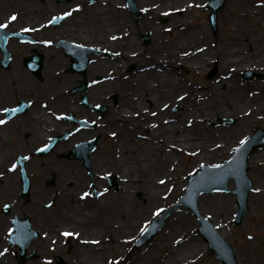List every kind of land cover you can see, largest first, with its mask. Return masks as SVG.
<instances>
[{
    "label": "bare ground",
    "instance_id": "6f19581e",
    "mask_svg": "<svg viewBox=\"0 0 264 264\" xmlns=\"http://www.w3.org/2000/svg\"><path fill=\"white\" fill-rule=\"evenodd\" d=\"M15 1L19 3V21H23L27 18H38L40 13H44V7L49 2V0H44L42 3H37L36 0H0V13L4 7V3L7 4ZM104 1L106 2L104 5L105 7L101 5ZM231 1L235 2V6H242V9L232 8V13L228 12L231 17L228 18L229 32L227 37L222 39V43L217 45V47L213 45L212 49H210L207 43L208 38L204 36V30L207 29V22L193 23L190 19V13L193 7L200 8L204 5L206 0H165V3H179L177 5L179 6L178 11L180 14L178 21H181L184 27V30L182 29L180 33V44L181 47H183L181 49V64H186L193 71L196 72L198 70L199 73H202V69L205 70L207 67L206 65L209 63V58H211V56L216 57V54H219L221 61H217L220 62L219 68L222 72L211 84L207 83L203 88H196L193 90L198 97L205 93H210V96L207 97L208 99L195 101L191 98V95L195 94L192 90L189 95L190 97L185 96L182 99V103H180L182 112L180 113L179 135L175 134L177 123L160 125L158 128L150 129L151 135L146 139L136 138L133 134L131 135L132 137L121 134V156L118 161L115 162L114 159H111L109 156L107 158L102 150H99V152L93 156L91 165L101 166L106 164V162H111L117 165L118 168H121L120 178L124 180L117 189V193L114 194V202L111 194L107 196L108 198L106 200L100 202V204L104 203L100 205L101 208L99 207L98 214L100 221L98 222L100 223L91 226L90 220L92 217L90 215L92 210L90 208H83V213H80L78 217V221L81 223L83 229L97 231L98 226H101L103 228L102 230H106L109 229L108 226L111 225V229H109L111 233H138L137 231L140 227L141 220L144 222L148 221L154 216L157 210H159L160 205H158L157 202L160 200L162 201V199L171 200L175 194L181 192L180 190L184 186L183 183H180L178 186L172 185L174 175L171 173L170 166H173L176 160V154L174 151L166 148L169 142H175V140L178 139L182 144L181 152L189 155L191 157V163L196 165L201 162L209 163L218 160L220 152L227 154L242 137V133L233 137L234 133H236L234 127L217 129L213 132L208 128H200L196 125L193 127H190V125L187 126L186 122L183 124V119L186 114V117L198 115L202 118H211L218 115H236L239 118L237 125H240V130H245L246 133L249 132L250 128L248 127L253 121L259 120L264 122V118L262 117V113L264 112V97H259V95L253 96L257 92H264V83H262L261 80H254L250 82L249 86L245 85V87L241 82L239 74L246 70H256L264 75V0ZM143 2L142 0V2L139 3L141 4ZM115 3L116 0H101V2L98 1V4L94 6L86 7L79 15H74L72 18L67 19L63 26V32L67 33L65 36L66 39L70 40L72 36H74L73 34H82L86 36L81 37L83 40L92 37L94 39L101 37V40L105 41L106 44H110L107 39L105 40V32L115 29L117 26L120 27V29L127 26L130 33L128 34L129 37L123 42L124 47L121 54H124V58L127 59L128 49L132 48L133 51H139L140 46L137 44L139 39H136V31L138 33L140 32V25L136 23L130 24V21L128 23L127 14L124 13V10L115 6ZM113 10L115 12L112 17L110 11ZM157 11L160 10H156L155 12ZM241 18L245 20V24L240 22ZM193 41L196 42L195 47H190L193 45ZM187 43L188 45H186ZM112 45H118V42H114ZM188 46L189 49H185V47ZM150 49L155 52V55L150 56V61H159V58L156 57V54L160 51L159 45L152 44ZM146 63L147 62L143 64V67ZM112 64H114V62L99 60L91 64L88 69L92 68L96 70L100 68L102 70L107 68L106 66ZM136 77L139 78V80L134 85L131 92H122L125 105L133 106L134 108H138L145 104V100L149 101L148 103H151L150 101H155L157 103L164 99L170 101L173 97L172 93L179 89V87L182 88V92L186 91V89L190 90V88L185 87V82L182 77L180 80L171 72H166V70L163 71V73H157L151 68L148 70L144 69L143 72L138 73ZM52 79L59 80V83L62 82L59 78L52 77ZM118 83V81L116 83L104 81L99 84L98 87L91 88V91L95 93L98 90L102 91L106 88L115 87L116 85L119 86ZM221 85L225 86L223 90L220 89ZM245 93L252 94L253 100L259 105L250 106L249 103L251 99H249ZM133 95H137L136 100L133 99ZM183 96L184 94H182V97ZM160 115L161 113H159V116ZM42 118L41 115L40 119L42 120ZM25 125L28 124L26 123ZM237 125L236 123L234 124V126ZM177 127L179 128V126ZM31 128H35L33 129L35 134L32 137L36 138L39 128L35 123L32 124ZM21 131L24 132L23 125L21 126ZM158 133L163 134L165 138H157L156 135H159ZM1 137L0 135V150H2L0 157H4L8 154V151ZM53 161V165H55L60 172L59 184L63 187L62 193L67 191L62 197L65 200L68 190L63 183L67 182L69 186H71L70 184L72 183L73 186L74 183L81 185L85 183L87 178L83 175L82 170L75 168L74 170L76 172H74L70 167L72 164L64 165L63 162L55 159ZM249 165L253 172L252 175L249 174V176L254 184V193L249 196L248 202L249 205L253 206L251 211V216H253L254 209L259 212H264V146L252 153L249 159ZM166 166H169L168 170ZM191 168H193V166ZM159 172L164 173L162 176H156ZM161 181H164V184H159ZM7 185L9 186L10 182H8ZM137 189L141 191L144 197L141 201L133 197L132 193ZM108 203L110 206L105 207L100 213L102 207L106 206ZM199 206L200 212H202V209L206 210L214 207L215 215L219 219V223L216 225L217 230L220 235L224 236L223 231L225 230L220 229V226H226L225 229L227 228L226 216L231 212L232 204L228 202L227 199L217 198L213 200L212 198L209 199V197L202 196L199 199ZM111 215L114 216V219L111 218ZM60 216L61 219L68 216L77 217L75 215H68V212L65 210L60 212ZM135 216L137 219L133 222L132 218ZM94 220H97V218H94ZM137 222L140 223L138 227H135ZM170 223L167 230L170 237L172 236L170 233H181V235L174 238H166L163 244L165 243L164 248H167L169 245H171L170 248H173L172 246L176 245L174 250L176 253L174 254V252H172V254H169L172 257L176 256L179 262L167 263L166 261L170 259H164L162 264H185L186 261H197V255H202V252L206 249V244L191 241L184 237L186 235L185 233H194V220L188 214L178 213L174 214ZM258 230L259 233L256 235V238L259 240L254 243L250 242L249 239L243 240L241 245L242 251L235 254L236 258L241 260L242 263L264 264V220L258 222ZM182 237H184V239L178 242ZM81 241L85 242L86 238L81 237ZM259 243H262L261 247H259ZM109 245H111V247ZM109 245L102 243L99 246V254L94 251L95 247L93 245H79L77 253H79V259H81L80 264H93L97 262L95 258L100 260L105 248L113 250L114 247H121V244L118 243V238L114 236L112 243ZM254 245L257 246V251L254 250ZM176 254H178V256ZM189 254H193L196 257L187 260L181 257L182 255L189 256ZM153 255H155L154 252L149 250L145 255L137 258L133 264L150 262L153 259ZM0 259L3 260V257ZM0 264L15 263L9 261L8 263L1 262ZM211 264L218 263L212 261Z\"/></svg>",
    "mask_w": 264,
    "mask_h": 264
},
{
    "label": "flooded vegetation",
    "instance_id": "af4514ba",
    "mask_svg": "<svg viewBox=\"0 0 264 264\" xmlns=\"http://www.w3.org/2000/svg\"><path fill=\"white\" fill-rule=\"evenodd\" d=\"M71 1L73 0L64 1L62 5L56 7V11L64 10L66 3ZM80 2L81 0L74 2L72 8H79ZM93 3L94 1L86 0L87 5L77 15L86 7L92 6ZM16 4L17 6L12 7L15 10L16 20L8 25L13 23L15 29H21L26 25L33 27L39 24L33 23L36 18L23 20H32L28 23L19 21V3L16 2ZM44 8L46 11L47 7ZM126 12L128 23L130 21L132 24V15L129 11ZM8 13L10 12L1 11L0 24H6L5 17ZM111 15L113 17L114 14L111 13ZM66 19L67 17L55 27L47 23L35 32L23 33L20 32L21 30H16L24 36L6 39L5 48L9 57L6 67L1 64L6 55L0 47V120L5 121L0 124V135L8 151L6 156L0 157L4 159L3 164L0 165V203L7 201L17 215L28 217L30 227L38 233L31 243V247H38L46 252L50 248L61 252L67 247L62 233H81L82 225L79 223L78 217L80 213H83V208L91 210L94 208V187L104 185V188L108 190L104 196L108 198L107 196L110 194L111 186H108L107 175L104 177H100V175L114 169V165L111 162H106L101 166H93L91 165L93 156L99 150H102L107 158L108 156L114 157L112 150L121 153V134L128 137L133 134L136 138L149 137L150 129L164 125L163 120L166 112L161 109L165 100L157 103L155 101L148 103L149 101L145 100V104L138 108L125 105L122 92L130 93L134 87L132 84L131 86L106 88L95 93L91 91V88H96L101 84V69H88L91 64L98 62L101 58L111 62L130 60L132 48L127 50V59L124 58V54H121L124 47L123 42L130 33L127 26L123 29L117 26L115 29L105 32V40L107 39L110 44H106L100 37L83 40L81 37L86 36L82 34H73L74 36L67 40L65 37L67 33L63 32ZM171 30L166 32L170 33ZM114 36L121 37L113 39ZM67 42L85 46L89 51L86 54L89 63L86 70L80 74L72 72L71 63L76 61V58L69 54ZM114 42H118V45H112ZM101 44L110 46V49L101 50L99 48ZM86 50L81 51L83 60ZM117 51H120L118 55L115 54ZM175 51L173 39V42L169 41L168 46L160 50L156 57L172 56L175 59ZM39 59L41 67L40 70H36ZM170 69H176L175 65H170ZM132 70L131 66L129 71ZM42 73L45 80L40 82ZM138 73H141L140 70H136L135 74H131L129 77L132 79ZM52 77L59 78L62 82L59 83V80H53ZM84 82L87 85H84ZM113 94L117 95V101L111 100ZM133 99L136 100L137 95H133ZM101 106L106 107L103 114ZM3 109L10 111L4 112ZM171 111L176 114L179 110L171 108ZM152 112H156V114L151 115ZM167 112H170V108H167ZM159 113H161L160 116ZM41 115L42 120L40 119ZM175 121L178 123V115ZM26 123L28 125H25ZM33 123L39 128L36 138L32 137L35 134L33 131L35 128H31ZM22 125L24 132L21 131ZM158 134L157 138H164L163 134ZM175 134L179 135L178 128ZM53 138L56 139L54 144L51 143ZM93 138H96L95 147L89 155L88 166H84L78 160H68V158L77 157L83 152V150L70 152L72 148ZM178 147L179 140L177 139ZM1 152L2 150H0ZM52 157L55 158L52 159ZM54 159L63 162L64 165L72 164L71 169L82 170L83 175L87 178L81 185L74 183L73 186L72 183L69 186L67 182H64L63 185L68 190L65 200L62 197L67 191L62 193L63 187L59 184L60 172L53 165ZM11 163L12 167L10 168ZM13 165H15L14 168ZM102 167L106 168L102 169ZM74 172L76 171L74 170ZM8 182L11 187L7 185ZM84 193H88V195L85 196ZM7 195H10V198H5ZM52 201L53 204L47 206ZM58 203H60L59 212L65 210L68 215L77 217L68 216L61 219L58 214L57 218H54L53 206ZM22 206H26L27 210L23 211ZM97 234L98 236L95 234L94 239L100 238L103 233ZM110 234L113 238L117 233ZM42 235L43 237H41ZM105 239V245L112 243L111 240L109 242V236H105ZM109 246L111 247V245ZM121 248H125V246H121Z\"/></svg>",
    "mask_w": 264,
    "mask_h": 264
},
{
    "label": "rangeland",
    "instance_id": "374dc122",
    "mask_svg": "<svg viewBox=\"0 0 264 264\" xmlns=\"http://www.w3.org/2000/svg\"><path fill=\"white\" fill-rule=\"evenodd\" d=\"M76 1H78V0H73L70 3L66 4V6L71 5V3H74ZM143 1H144V3H146L145 5H150V3L155 2L154 0H143ZM156 1H162V0H156ZM241 1H243V0H241ZM37 2H38V0H37ZM11 4H13L14 6H17V4L15 2L11 3ZM235 5L236 4H235L234 1L225 0L222 9H220L218 11L217 31H216L215 35L212 33V31H211V29H210V27L208 25V20H207L208 12H207L206 8H204V7H200V8L193 7L192 12L190 13V19L192 20V22L193 23L203 22V21L207 22V27H206L207 29L204 30V36H206L208 38L207 39V43H208V47L210 49H212L213 45L215 47H217V45L222 43V39L227 37V34L229 32V29H228V25H229L228 18L231 17L228 12L232 13V8H236V9L238 8L240 10L242 9V6H235ZM150 6H152V5H150ZM165 6H167V5H161L159 9H163ZM151 9L153 10L154 7H151ZM194 9H196V10H194ZM43 17H42V15L39 16L38 18L33 20V23H35V24L40 23L42 21ZM169 17H171V16H169ZM240 20H241L240 22L242 24H245V20L243 18H241ZM28 21H32V20L22 21V23H28ZM172 22L178 23L177 25L180 27V28H178V33L180 34L182 28H184L183 24L181 23V21H177V19H175V18L172 19ZM150 30H152V29H150ZM165 36L166 37L163 36V41L170 40L171 42H173V37L174 36H173L172 33H170L169 35L165 34ZM195 44H196V42L193 41V45H191L190 47H195ZM186 45H188V43ZM178 48L181 51V49L183 47H181V44H180V47H178ZM179 49H178V51H179ZM185 49H189V46L185 47ZM211 55H212V53H211ZM217 60L221 61V57H220L219 54H216V57L211 56V58H209V63L206 65L207 66L206 69L205 70L202 69L203 70L202 73H199L198 70L196 72L194 71V72L189 73V68L188 67L181 66V68H180V80H181V77H182L183 81L185 82V87L186 88H190V91L189 92L187 91L188 94L191 92V90L193 91L196 88H200L201 89V88L204 87V85H207V83L211 84L214 80L217 79L216 77L219 76L221 74V72H222V70L219 68V63L220 62H218ZM119 63H121V61L118 62V64ZM214 64L216 65L217 71H216V73L213 76L208 77V74L210 73L211 69L214 67ZM183 69H185V71H183ZM105 70H106V68L102 69V71H101L103 76H104V74H106L107 71H109L110 73L113 71L112 68H108L107 71H105ZM242 72H240L239 74H240L241 82H242V84L244 86L245 85L249 86L250 82H252L254 80H261L262 83H264V75L261 72H258L256 70H252L251 72L255 73V75L252 76L249 79H243L242 76H241ZM114 73L115 72H112V75ZM116 75H117V77L113 78L111 80L112 82H116L117 80L121 79L122 82H127L126 86H131V78L129 77L130 74L124 72L122 70V67L117 70V74ZM40 77H42V78H40L39 81L43 82L45 80L44 74L42 73ZM122 82L119 81L118 85L120 83H122ZM224 88H225L224 85L220 86L221 90H223ZM181 91H182V88H181ZM195 94H196V92H195ZM175 95H176V92L174 93V96ZM245 95L249 99H251V102L249 103L250 106L253 107V106L259 105L255 100H253L254 98L252 97V94L245 93ZM256 95H259V97H264V92H261V93L257 92L253 96H256ZM195 96H196V100L197 101H200L201 99L206 100V99H208L207 97L210 96V93H205V94H203L200 97H198L197 94ZM231 117L234 118V120H235L233 124H229V123L221 124V123L225 122L227 119H229ZM262 117L264 118V112L262 113ZM197 118L198 119L196 121V126H199L200 128H208L210 131H213V132L216 131L217 129H226V128H233L234 127V130H235L236 133H234L233 137L237 136V134L239 135L240 133H242V137L243 138L241 140H243L245 137L250 135L256 127L264 125V122H262V121H259V120L253 121L251 123V125L248 127V128H250L249 132L246 133L245 130H240V127H239L240 125H237V121L239 120V118L236 115L235 116H233V115L213 116L211 118H202V117L198 116ZM235 123H236L237 126H234ZM215 136H216V134H215ZM214 140H217V139H214ZM241 140H238L236 142V144L229 150V153L225 154L224 152H220V154L218 155V160L213 161V162L211 161V162H209V164H218V163L222 162L223 160L227 159L229 157V155L231 154V152L233 151V149L240 143ZM255 150H258V148H256ZM175 152L177 153V151H175ZM112 153H113V156L114 155L117 156V150L115 152L112 150ZM179 154H180V165H176L177 164V161H176V164H175L176 166L174 165L176 172H174V173L171 172L174 175V178L172 179V185H174V186L177 185L178 186L180 183H183V185H184L183 187L185 189L186 184H187L188 175L191 174V173H195L199 169V166L201 164H203V163H198V164L195 165V164L191 163V161H190L191 157L189 155H187L184 152H181V153L179 152ZM53 158H55V157H52V159ZM177 158H178V156H177ZM62 160H64V159L62 158ZM248 164H249V161H248ZM174 166H173V170H174ZM192 166H193V168H191ZM194 167H195V169H194ZM103 168H106V167H102V169ZM51 169H52V167H51ZM53 171H56V170L53 169ZM252 173L253 172H252L251 167L249 165L248 166V176H249V174L252 175ZM162 174L163 173L158 174L156 176H162ZM252 186H253V188H252V191L248 195V199H249V196L253 195V193H254L253 181H252ZM228 187L230 189L233 188L232 181L228 182ZM111 189L113 191H115V187H113ZM184 189H181L180 190L181 192L175 194L171 198V200L162 199V201L160 200L159 202H157V204L160 205V208H159V210H157L156 213H160L162 210H164L168 206L172 205L183 194ZM137 192L141 193V191L139 189H137V190H135L132 193L133 197L136 200H139V201L144 199L143 195L142 194L138 195ZM112 194H114V193H112ZM202 196H206L207 198L209 197V199L212 198L213 200H215L217 198L227 199L228 202H230L232 204V210L226 216L227 217V222H226L227 223V228L225 229L226 226L225 227L220 226V229L225 230V231H223L224 232V236H222V237L233 248L234 255L237 254V252H241L242 251L241 245H242L243 240L249 239L250 242H252V243H254L255 241L259 240V239L256 238L257 237L256 235L259 233L258 222L261 221V220H264V212L263 211L259 212L258 210L254 209L253 216H251V211L253 209V206L249 205V202H248V211L245 214V216L242 218L241 223L239 225H234L233 224V216H234V213H235V210H236V204H235L234 196L231 193H211V194H207L206 193V194L200 195L199 199ZM5 198H10V195L5 196ZM199 199H198V205H197L198 209L200 208ZM112 200L114 202V198H112ZM100 205H102V204H100ZM100 205L96 203L95 207L92 209L94 212L92 211V213L90 215L92 217L90 222L92 224H94V225H97L98 223H100V222H98V221H100V217H99V214H98ZM59 206H60V203H58V204L53 206L52 213H53V217L54 218H57L58 214H60ZM109 206H110L109 203L106 206H103L102 209L100 210V213L105 209V207H109ZM22 207H23L22 208L23 211L27 210L26 206H22ZM178 213L188 214L194 220V224H193L194 225V233H185L186 235L184 237L190 239L191 241H196V242H200V243L206 244V242L198 234L197 226L199 225V223H198L196 217H194L192 215L190 210L185 209L183 206H179L169 216V218L167 219L164 227L160 231H158L157 234L154 235V237L148 243H146L147 245L145 244L146 246H144V248L141 251L138 252V255H140V256L145 255L146 252H148L149 250H152L154 252V254H155V255H153L152 261L145 262V263L141 262V264H153V263L162 264V261L164 259L165 260L170 259V260L166 261L167 263H176V262L178 263L179 262L178 258H176V256L172 257L170 255V254H172V252H174L176 245L172 246L173 248H170L171 245H169L167 248H164L165 247V243L163 244V242H164V240L166 238L167 239L171 238V237L174 238V237H176L178 235H181V233H170L172 235L170 237L169 233H167L168 227L171 224L170 222H171L172 217L174 216V214H178ZM200 214L202 216L208 218L209 221L213 225H215V229L217 228L216 225H217V223H219L218 222L219 219L215 215L214 207H211L210 209H206V210L202 209V212H200ZM94 218H97V220H94ZM111 218L114 219V216L111 215ZM135 219H137L136 216L134 218H132L133 222L135 221ZM140 219H142V218H140ZM56 220H58V219H56ZM139 223L140 222H137L136 226H138ZM141 223L144 224L143 220H141ZM5 227H6V222L1 224L2 231L5 229ZM108 228L111 229V225H109ZM102 229L103 228L101 226H98L97 231L96 230L93 231L92 229H89L93 233H91V232L87 233L86 232L84 234L83 233H81V234H83L84 236H88L89 235L91 237H94L96 235L98 236L97 233H103L101 236L99 235L100 238L102 236L103 237H105V236L111 237V235H110L111 231L109 229H106V230H102ZM82 232H85V231H82ZM0 234H4V233H0ZM86 234H88V235H86ZM91 234H93V235H91ZM184 237H182L178 242L182 241L184 239ZM69 242L72 243V245L74 246V249H76L75 246L77 245V242L74 239H71V238L69 239ZM109 242H110V239H109ZM178 242H177V244H178ZM169 243H170V241H169ZM126 245L128 246V248L125 247L124 248V252L125 253H130L132 250L130 249L129 244H126ZM4 246H6L4 243H0V256L4 255V253H6V248ZM261 246H262V243H259V247H261ZM254 250L257 251V246H255V245H254ZM12 252L13 251H11V255L10 254H5V256H4L5 257V259H4L5 261H8V260L10 261V259H9L10 257L14 258V256H13L14 253L12 254ZM141 253H144V254H141ZM175 253L176 252H174V254ZM51 254H54V253H51ZM78 254L79 253H77V251L73 250V248H71L69 252L66 249L63 252V256L66 259V261H68V264H80V260L81 259H79L80 257L78 256ZM48 255H49V252L48 253L40 252V256L37 257V259L35 261L28 260L24 264H46V262H47L46 259H47ZM60 255H62V254H60ZM176 255L178 256V254H176ZM106 257L109 259L110 264H133L134 261H135V260L134 261L131 260L129 262L128 258H126L127 255L120 253V250H115L113 252H111L109 250V253L106 252V253L102 254V257H100V258L103 259L102 264H104V260L105 259H106V261H108ZM181 257L187 260L189 258H195L196 256H194L193 254H191V255L189 254V256L188 255L187 256H183L182 255ZM172 258H175V259H172ZM182 258H179V259H182ZM196 258H197V261H193L191 264H211L212 261H216L218 264H222L215 257L214 254L208 253V247H206V249L202 252V255H197ZM96 259H98V258H95V260ZM235 260L237 261L238 264H245L244 262L242 263L241 260H238L236 258V256H235ZM5 261H2L0 259V263L1 262L6 263ZM83 264H89V263H83ZM99 264H101V263H99Z\"/></svg>",
    "mask_w": 264,
    "mask_h": 264
},
{
    "label": "water",
    "instance_id": "95a60500",
    "mask_svg": "<svg viewBox=\"0 0 264 264\" xmlns=\"http://www.w3.org/2000/svg\"><path fill=\"white\" fill-rule=\"evenodd\" d=\"M221 3L220 2L215 6L216 8L219 7ZM215 13V10H214ZM264 132V130L261 129H256L255 133L253 134V136L248 140V142H250L252 140V142H254L257 137H259L262 133ZM247 142V143H248ZM246 143V144H247ZM247 147V146H246ZM245 147V148H246ZM244 147L241 148V151L239 153V157L237 159V164L234 168V170L232 171L231 175H227L224 177H221L220 179H216V178H211V181L207 182L206 184H201L199 188L196 189V191H200L201 188H204L203 190H211L213 187L217 186L219 188H223L226 189V182L228 180V178H230V176H232L235 180V184H236V188L237 190H234L233 192L238 193L241 191V196L237 198V203L241 206V210L239 209L238 211V217H237V222H239L240 217L244 214L245 210H246V194L248 189L250 188V181L248 180L247 176H246V169H247V165H246V160L248 157V154L250 153L251 147L248 148L247 150L244 151L243 149ZM227 164L224 163L222 166H224V170L226 171V166ZM208 169V170H206ZM205 171H204V175L203 178H205V172L206 171H210V172H214L217 169L214 167H206ZM226 174V172H224ZM212 175V174H211ZM217 175V173L215 174V176ZM218 176V175H217ZM203 186V187H202ZM189 188V187H188ZM171 211L168 210L167 212H165L162 216L159 217L158 222L162 223L164 221V219L166 218V215ZM205 225H203L200 230L202 232V234L209 239L210 241V251H218L219 255L222 257L221 255V251L217 248L216 246V242L214 241V239L212 237H210V233L205 229ZM152 231H150L151 234ZM149 234V236H150ZM222 242V241H221ZM218 244V243H217ZM219 247L221 248V250L225 253V250L227 251V254L231 253L230 249H227L228 247H226V245L222 246L220 244H218ZM224 248V249H222ZM225 254V256L223 258H221L223 261H227V264H235L232 260V256L231 255H227Z\"/></svg>",
    "mask_w": 264,
    "mask_h": 264
},
{
    "label": "snow or ice",
    "instance_id": "6c2138e0",
    "mask_svg": "<svg viewBox=\"0 0 264 264\" xmlns=\"http://www.w3.org/2000/svg\"><path fill=\"white\" fill-rule=\"evenodd\" d=\"M71 13L70 12H66V13H64V16H68V15H70ZM10 20H14L15 19V14H13V16L12 17H10L9 18ZM55 19V18H54ZM50 23H51V21H50ZM7 25L6 24H0V28H5ZM113 39H115V37H113ZM2 111H4V112H8V111H10L9 109H3ZM3 123H5V121L4 120H0V124H3ZM245 143V141L244 140H241L240 141V144L241 145H243ZM234 151H235V149H234ZM25 159H27V157H25ZM15 167V165H13V168ZM213 167H215V168H219V167H221L220 165H214ZM161 183H163V181H161ZM257 191H258V189H257ZM83 195H88V193H84ZM146 229H141V231L143 232V231H145ZM63 235H65V236H67V235H70V233H63Z\"/></svg>",
    "mask_w": 264,
    "mask_h": 264
}]
</instances>
